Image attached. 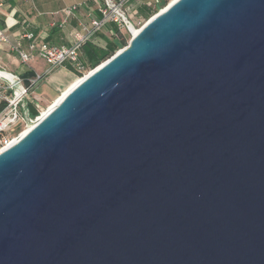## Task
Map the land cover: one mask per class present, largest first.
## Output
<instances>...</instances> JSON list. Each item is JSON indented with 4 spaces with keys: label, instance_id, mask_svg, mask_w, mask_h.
Instances as JSON below:
<instances>
[{
    "label": "water",
    "instance_id": "water-1",
    "mask_svg": "<svg viewBox=\"0 0 264 264\" xmlns=\"http://www.w3.org/2000/svg\"><path fill=\"white\" fill-rule=\"evenodd\" d=\"M0 153V264H264V0H175Z\"/></svg>",
    "mask_w": 264,
    "mask_h": 264
},
{
    "label": "built area",
    "instance_id": "built-area-1",
    "mask_svg": "<svg viewBox=\"0 0 264 264\" xmlns=\"http://www.w3.org/2000/svg\"><path fill=\"white\" fill-rule=\"evenodd\" d=\"M135 0H96L97 9L100 16L88 14L87 22H80V31L74 34L73 43L70 46L54 45L47 42L36 41L33 33H25L18 37L15 43L4 32L0 23V43L10 46L22 64H28L38 58L45 61L49 70L46 75L35 76L29 83H25L20 76L0 69V153L15 143L24 131L30 128L29 123H34L42 116L43 110L39 102H35L32 93L40 82L45 79L50 72L66 62L70 63L77 74V78H84L92 70L86 69L80 62L79 56L81 48L90 41L93 36L103 30L108 24L115 23L119 26H126L130 35V27H135L129 20L127 9ZM159 10H162L163 0H154ZM4 3L0 1V9ZM80 5H71L63 10L64 22L76 17V12ZM28 41L25 48L23 40ZM34 104L37 115L30 116V106ZM21 124L22 128L17 130Z\"/></svg>",
    "mask_w": 264,
    "mask_h": 264
},
{
    "label": "crops",
    "instance_id": "crops-1",
    "mask_svg": "<svg viewBox=\"0 0 264 264\" xmlns=\"http://www.w3.org/2000/svg\"><path fill=\"white\" fill-rule=\"evenodd\" d=\"M4 3L0 9L1 27L13 44L18 37L25 33H33L36 41L47 42L54 45L70 46L74 34L80 31V22L88 21V14L100 16L96 0H0ZM80 5L76 17L64 22L63 10L71 5ZM99 33L109 35L106 29ZM100 40V39H99ZM101 41V40H100ZM25 48L28 41L23 40ZM72 65H64L53 69L49 75L40 82L53 88L63 87L73 74H76ZM0 69L20 76L25 83H29L32 75H46L48 64L41 59H34L28 64H22L17 55L11 51L10 46L0 43ZM37 89V88H36Z\"/></svg>",
    "mask_w": 264,
    "mask_h": 264
},
{
    "label": "trees",
    "instance_id": "trees-1",
    "mask_svg": "<svg viewBox=\"0 0 264 264\" xmlns=\"http://www.w3.org/2000/svg\"><path fill=\"white\" fill-rule=\"evenodd\" d=\"M166 2L168 0H163L161 7L165 6ZM128 9L132 11L135 18L141 20L152 18L159 10L154 0H135L129 5ZM104 29L108 31V36L98 32L81 48L79 62L86 69H95L129 43L128 41L131 38L129 31H123L118 24H108ZM70 70H73V68ZM30 78H34L33 75ZM29 106L30 116H36L37 112L34 107Z\"/></svg>",
    "mask_w": 264,
    "mask_h": 264
},
{
    "label": "rangeland",
    "instance_id": "rangeland-1",
    "mask_svg": "<svg viewBox=\"0 0 264 264\" xmlns=\"http://www.w3.org/2000/svg\"><path fill=\"white\" fill-rule=\"evenodd\" d=\"M173 0H168V2H166V5L162 7V9L166 8ZM160 10H158L159 12ZM157 12V13H158ZM136 13V12H135ZM156 13V14H157ZM155 14V15H156ZM127 15L129 16V20L132 22V24L135 26L136 29H141L146 22L149 20H141V19H137L134 17L133 13L131 10L127 9ZM123 31H128L126 26H121ZM132 38V36H131ZM131 38L129 39L128 42H130ZM77 79V74H73L70 79L68 80V83L66 85H64L63 87H61L59 89V87L57 88H53L51 86H47L46 83L47 81H44L41 85H38L34 92L32 93V97L34 99L35 102H39L40 106L42 107L43 113L47 112L48 109L50 108V106L52 104H54V100H56V98H58V96L61 94V92L67 88V86L74 80ZM46 82V83H45ZM31 106H34L31 105ZM17 130H20L22 128V125L19 124L17 127Z\"/></svg>",
    "mask_w": 264,
    "mask_h": 264
},
{
    "label": "bare ground",
    "instance_id": "bare-ground-1",
    "mask_svg": "<svg viewBox=\"0 0 264 264\" xmlns=\"http://www.w3.org/2000/svg\"><path fill=\"white\" fill-rule=\"evenodd\" d=\"M175 0H173L172 2H174ZM171 2V3H172ZM130 29H131V32H132V34H136L138 31H139V29H136L135 27H130ZM81 79L80 78H77L76 80H74V81H72L68 86H67V88L66 89H64L62 92H61V94L58 96V98H56V100H54V104H52L51 106H50V108L48 109V111L47 112H44V113H42V116L40 117V118H42V117H44L45 115H47L48 114V112L49 111H51L58 103H59V101L68 93V91L70 90V89H72L76 84H78L79 83V81H80ZM29 129H27L26 131H24V134L28 131Z\"/></svg>",
    "mask_w": 264,
    "mask_h": 264
}]
</instances>
